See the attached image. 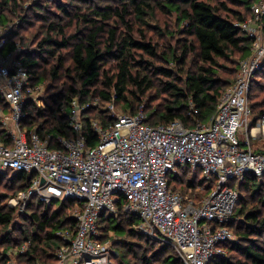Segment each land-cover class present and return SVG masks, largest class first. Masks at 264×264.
Returning a JSON list of instances; mask_svg holds the SVG:
<instances>
[{
	"label": "trees",
	"instance_id": "obj_1",
	"mask_svg": "<svg viewBox=\"0 0 264 264\" xmlns=\"http://www.w3.org/2000/svg\"><path fill=\"white\" fill-rule=\"evenodd\" d=\"M256 1L34 0L29 5L28 0H0V27L14 22L3 51L19 42L33 86L49 81L43 108L28 100L22 128L37 127L41 136L74 135L66 116L73 99L99 102L82 117L89 146L98 140L91 120L110 123L111 103L123 114L144 110L151 125L181 119L193 127L210 121L240 62L250 56L252 40L235 24L253 16ZM249 101L254 126L264 114V66ZM0 109L8 111L2 98ZM0 140L12 143L1 115ZM30 178L0 170V264H7L10 249L24 244L19 264H55L62 245L56 232L73 225L75 200L59 208L57 202L47 207L33 200L22 213L7 205ZM175 178V189L196 188L195 180L183 187V177ZM204 180L208 186H201L198 197L213 187V180ZM238 188L241 196L229 224L235 240L226 245V257L209 264H264V180L247 175ZM247 195L261 197L250 202ZM118 206L117 215L103 214L100 221L101 238L112 239L114 264H183L170 245L133 229L137 217L123 212L121 200Z\"/></svg>",
	"mask_w": 264,
	"mask_h": 264
},
{
	"label": "built area",
	"instance_id": "obj_2",
	"mask_svg": "<svg viewBox=\"0 0 264 264\" xmlns=\"http://www.w3.org/2000/svg\"><path fill=\"white\" fill-rule=\"evenodd\" d=\"M251 10L250 19L235 24L252 40L250 56L240 62L235 82L219 99L210 121L193 127L181 119L151 125L144 110L123 114L111 103L110 123L91 120L98 138L94 146L87 143L82 115L98 107V100L82 104L73 99L66 114L72 136H41L37 127L22 128L32 75L19 42L3 51L13 25L0 27V98L8 105L0 115L12 142L8 146L0 140V170L31 174L27 187L7 205L22 213L33 200L47 207L66 200L78 203L72 227L56 232L62 245L55 264H114L111 241L101 238L100 221L103 214H118L120 200L123 212L138 219L132 228L170 245L183 264H209L227 256L226 245L235 240L229 224L241 196L238 185L247 175L264 180V151L254 150L251 141L264 140V114L251 126L249 101L264 66V0ZM199 170L204 179L213 180L207 194L198 197L193 188L173 187L180 172ZM26 249L25 244L10 249L7 264H16Z\"/></svg>",
	"mask_w": 264,
	"mask_h": 264
},
{
	"label": "rangeland",
	"instance_id": "obj_3",
	"mask_svg": "<svg viewBox=\"0 0 264 264\" xmlns=\"http://www.w3.org/2000/svg\"><path fill=\"white\" fill-rule=\"evenodd\" d=\"M32 1H34V0H28V2H26V3L31 5ZM12 24H14V22L11 23V26H12ZM48 85H49V81H45V82H43L42 84H39V85H35L34 84V86H33L31 91L27 90L25 92L24 97L27 98V100H29V101L30 100L33 101V103H35L36 107L43 108L44 107L43 106L44 100H45V98L47 97V94H48V90H47ZM46 91H47V93H46ZM154 105H157V103H154ZM115 108H116L117 112L123 113L122 112L123 110L120 109L119 106L118 107L115 106ZM82 117H83V115H82ZM251 141H252V145H253L254 150H257L258 148L256 149L255 143H258L259 141L258 140H253V139ZM260 151H264V149H262ZM180 174H181V176L184 179V183H182V182L180 183L182 186H186V181H193V180L196 181V188H194V189H195V193L197 195L200 194V189H201L202 185H207L208 186V183L204 180V175H203V173L200 170H199L198 174H195L194 172H189L186 175H182V172H180ZM238 184L239 183L236 180L232 181V185L233 186H237ZM187 193L189 194L190 192H187ZM242 196H243V194H242ZM251 196L253 197L254 195H251ZM251 196L247 195L248 201H250V202H251V200L252 201L255 200V199L258 200L261 197V196L260 197L257 196L255 198V196H254V198H251ZM61 204H62V202L59 201V202L56 203L55 207L59 208ZM111 240L112 239H110V241ZM111 246H112V243H111ZM15 261H16V259H15ZM16 264H19V263L16 261Z\"/></svg>",
	"mask_w": 264,
	"mask_h": 264
},
{
	"label": "crops",
	"instance_id": "obj_4",
	"mask_svg": "<svg viewBox=\"0 0 264 264\" xmlns=\"http://www.w3.org/2000/svg\"><path fill=\"white\" fill-rule=\"evenodd\" d=\"M240 137H241V139L244 138L242 133L240 134ZM258 141H259L258 143H255V146H256V149L258 148L257 151H260V150L264 149V140H258Z\"/></svg>",
	"mask_w": 264,
	"mask_h": 264
}]
</instances>
